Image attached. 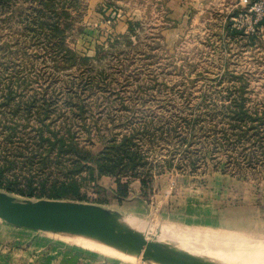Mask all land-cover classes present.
<instances>
[{
    "label": "rangeland",
    "instance_id": "374dc122",
    "mask_svg": "<svg viewBox=\"0 0 264 264\" xmlns=\"http://www.w3.org/2000/svg\"><path fill=\"white\" fill-rule=\"evenodd\" d=\"M117 1L0 0V191L38 201L74 179L81 197L64 201L111 209L136 192L145 207L125 219L158 241L264 243V15L188 0L180 27L155 0L120 32ZM104 151L124 156L127 196L116 178H90L87 152ZM33 232L89 264H125Z\"/></svg>",
    "mask_w": 264,
    "mask_h": 264
},
{
    "label": "water",
    "instance_id": "95a60500",
    "mask_svg": "<svg viewBox=\"0 0 264 264\" xmlns=\"http://www.w3.org/2000/svg\"><path fill=\"white\" fill-rule=\"evenodd\" d=\"M0 219L18 228L104 242L156 264H216L149 237L130 225L122 213L100 205L49 199L19 201L0 191Z\"/></svg>",
    "mask_w": 264,
    "mask_h": 264
},
{
    "label": "crops",
    "instance_id": "0c3cea01",
    "mask_svg": "<svg viewBox=\"0 0 264 264\" xmlns=\"http://www.w3.org/2000/svg\"><path fill=\"white\" fill-rule=\"evenodd\" d=\"M104 1L91 0L94 6ZM118 1L117 3L124 5V10L119 12V16L114 22V27L120 32L127 30L128 21L131 20L130 16L143 17L156 10L151 6V2L155 0H132L134 1L131 3L133 4L132 12L126 8L131 5L127 3L128 0ZM187 1L167 0V9H163L165 15L173 22H177L180 27L186 23V19H189V13H191V9L186 5ZM105 178L103 177V180ZM131 194L130 199L126 200L130 202L123 201L121 205L111 209L125 216L136 215L140 208L145 207V202L139 195H136V192L132 191ZM32 231L12 226L0 219V264H89L86 262L87 260H83L87 257L81 253L66 247L61 248L53 242L46 241L45 236L39 235L38 232L30 233Z\"/></svg>",
    "mask_w": 264,
    "mask_h": 264
},
{
    "label": "bare ground",
    "instance_id": "6f19581e",
    "mask_svg": "<svg viewBox=\"0 0 264 264\" xmlns=\"http://www.w3.org/2000/svg\"><path fill=\"white\" fill-rule=\"evenodd\" d=\"M128 222L133 227H135V225L137 227V224L134 223V221L132 222L128 221ZM137 222L139 223V221ZM153 230L155 229L153 228ZM176 233H174V231L172 230H164L162 232V238L169 239L170 240L169 243L179 244L181 248L183 247V249L198 256L207 258L216 264H264L263 242L261 244L260 242L255 243L235 235V236L224 237L222 241L221 240H219L218 242L214 241L215 242L214 245L216 244L221 247L220 248L216 247L213 249L210 247L212 240L207 239V237L205 238L202 235H199L197 232H189L187 233L185 238L178 235L180 234V232H176ZM59 237H61V235ZM71 243L83 249H86L90 252H93L95 254L108 255L125 264H141L143 261L144 264H156L149 260H143L141 255L136 254L132 251L118 248L116 246H112L107 243L96 240L77 237V240H71ZM209 254H213V255H209ZM219 257L225 259L223 260L220 259ZM226 259L230 261H226Z\"/></svg>",
    "mask_w": 264,
    "mask_h": 264
},
{
    "label": "trees",
    "instance_id": "16d2710c",
    "mask_svg": "<svg viewBox=\"0 0 264 264\" xmlns=\"http://www.w3.org/2000/svg\"><path fill=\"white\" fill-rule=\"evenodd\" d=\"M116 148L121 149L120 147H116ZM87 153L89 157H86V158L95 162L98 167L97 176H95L94 173L93 174L91 173V177H90L92 181L94 182V184L98 185V181L105 176L116 178L118 182L117 192L120 191L122 196H127L128 187H129L130 182L129 181L123 182L122 180L123 177L125 176L128 177V173H125L123 170L125 169L122 164L124 156L119 154L116 158L111 159L110 151H104L99 154H95L92 152H87ZM128 153H129L128 155L130 154L132 155L131 158H133V156L135 155L134 153H131L130 151H128ZM86 158H83V160L79 158V160L77 161L79 170L81 168L86 167V162L88 161ZM94 170L95 169L93 168V171ZM78 186H79V183L76 182L74 179L67 180L61 184V186L58 188V191L49 195V200H66V199H72L75 197H81V194L80 193L78 194L76 190ZM40 199H42V197Z\"/></svg>",
    "mask_w": 264,
    "mask_h": 264
},
{
    "label": "built area",
    "instance_id": "2783aa9c",
    "mask_svg": "<svg viewBox=\"0 0 264 264\" xmlns=\"http://www.w3.org/2000/svg\"><path fill=\"white\" fill-rule=\"evenodd\" d=\"M245 6H250V11L260 13V19H263L264 15V0H240Z\"/></svg>",
    "mask_w": 264,
    "mask_h": 264
}]
</instances>
